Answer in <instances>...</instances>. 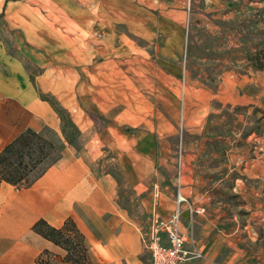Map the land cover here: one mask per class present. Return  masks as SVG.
<instances>
[{"label": "rangeland", "instance_id": "rangeland-1", "mask_svg": "<svg viewBox=\"0 0 264 264\" xmlns=\"http://www.w3.org/2000/svg\"><path fill=\"white\" fill-rule=\"evenodd\" d=\"M12 13L22 33L0 17V42L23 45L31 77L69 72L76 105L96 106L116 126L79 127L59 84L40 93L64 113L53 109L58 127L38 131L56 146L50 158L66 148L84 158L121 212L117 235L129 244L112 252L86 239L89 264H107V253L116 264H150L148 239L163 219L155 194L170 195L173 210L174 179L189 162L205 197L181 205L187 262L214 238L224 243L214 264H264V192L251 207L238 191L245 168L264 160V0H21ZM123 123L135 134H122ZM33 264L70 263L43 252Z\"/></svg>", "mask_w": 264, "mask_h": 264}, {"label": "crops", "instance_id": "crops-1", "mask_svg": "<svg viewBox=\"0 0 264 264\" xmlns=\"http://www.w3.org/2000/svg\"><path fill=\"white\" fill-rule=\"evenodd\" d=\"M18 1L21 0H0V17L10 24V31L15 34L21 32L15 25L17 18L12 13ZM19 53L28 54L22 44L9 46L0 42V151L26 129L38 132L45 126L53 129L58 127L59 121L53 108L40 97V93L54 92V84H59L63 89L59 100L72 112L73 120L79 127H88L92 124L96 133L108 127H116L96 106L91 104L84 108L80 102L79 106L76 105L68 94L69 72L61 69V72H58L51 67L31 79ZM70 98L74 104L72 108L67 101ZM75 110L78 111L76 114ZM89 112L103 117L104 120L95 124ZM78 116L85 119V123L82 121L83 125L78 121ZM119 127L125 135H133L137 130L127 123ZM186 164L188 166L184 164L183 171L179 166L174 185L177 187L175 191L179 190L180 195L193 206L195 202L200 203L205 195H200L193 187L198 180L193 170L194 164L191 162ZM245 170L247 176L245 183L242 182L244 185L238 188L235 184L234 189L238 188L249 206L251 200L255 203L254 201L264 192V160L252 161ZM186 178L192 183L188 184ZM101 181L100 179L96 185L94 177L87 169L85 159L66 148L55 163L40 174H31L28 182L20 188L1 182L0 264H33L43 252L56 259L63 258L65 254L63 249L31 230L33 223L40 218L54 227L61 226L67 218H71L83 234L84 242L86 239L93 243L97 241L112 252H119V249L124 247V242L129 244L117 235L121 212L114 206L110 189H103ZM190 190L193 191L191 199L189 198L191 195L188 194ZM155 198L158 201V214L165 219L172 211V198L166 193L162 196L155 194ZM184 206L183 204V208ZM182 215L186 217L188 213L183 209ZM109 223L113 226L110 227ZM123 226L124 223L121 222L120 228ZM183 230L184 227L180 224L181 233H184ZM223 246V242L218 243L213 238L211 243L205 245L206 254L196 264H214V257ZM107 255L105 262L116 264L110 257L112 255L110 253ZM183 264H192V261Z\"/></svg>", "mask_w": 264, "mask_h": 264}, {"label": "trees", "instance_id": "trees-1", "mask_svg": "<svg viewBox=\"0 0 264 264\" xmlns=\"http://www.w3.org/2000/svg\"><path fill=\"white\" fill-rule=\"evenodd\" d=\"M258 66L261 67V65ZM43 99L46 100L45 98ZM49 104L57 114H63L61 117L64 118L61 108L53 107L54 105L50 102ZM89 115L95 124L104 120L103 117L93 112H89ZM65 116L66 118L68 117L67 113H65ZM68 124L75 128L69 119ZM55 150L56 146L51 140L45 138L39 132L26 129L0 151V183L6 182L16 188H20L28 182L31 174L42 173L61 157L62 153L58 152L50 158ZM47 160H50L49 164L41 172H36ZM31 230L63 249L65 252L63 256L64 262L89 264L84 236L71 218H67L59 227L51 226L40 218L33 223Z\"/></svg>", "mask_w": 264, "mask_h": 264}, {"label": "built area", "instance_id": "built-area-1", "mask_svg": "<svg viewBox=\"0 0 264 264\" xmlns=\"http://www.w3.org/2000/svg\"><path fill=\"white\" fill-rule=\"evenodd\" d=\"M186 198L176 192L175 206L165 219H155L149 239L150 264H183L187 261L185 235L180 231L181 210Z\"/></svg>", "mask_w": 264, "mask_h": 264}, {"label": "bare ground", "instance_id": "bare-ground-1", "mask_svg": "<svg viewBox=\"0 0 264 264\" xmlns=\"http://www.w3.org/2000/svg\"><path fill=\"white\" fill-rule=\"evenodd\" d=\"M84 118H85V117H84ZM78 121H79L82 125L85 123V119L83 120V118L81 119L79 116H78ZM82 121H83L84 123H83Z\"/></svg>", "mask_w": 264, "mask_h": 264}]
</instances>
